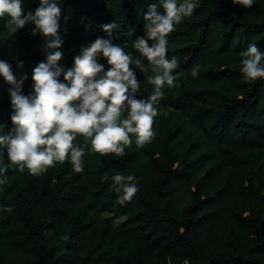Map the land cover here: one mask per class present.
Returning a JSON list of instances; mask_svg holds the SVG:
<instances>
[{
	"label": "trees",
	"instance_id": "16d2710c",
	"mask_svg": "<svg viewBox=\"0 0 264 264\" xmlns=\"http://www.w3.org/2000/svg\"><path fill=\"white\" fill-rule=\"evenodd\" d=\"M22 2L25 13L39 6V0ZM58 2L65 69L82 45L107 38L102 25L113 21L119 25L113 42L135 60L132 45L144 35L143 16L150 3L160 4ZM195 3L193 15L168 37V57L180 58L173 73L179 87L165 88L160 103L173 111L155 117L150 143L138 149L132 136L123 156L89 155L90 143L78 136L84 172L66 161L37 177L8 166L0 146V167H8L10 178L0 190V208H13L0 212V264H264V79L246 83L240 75V53L249 44L264 51V0L252 8L231 0ZM7 20L0 18V59L17 77L27 73L28 95L32 69L45 58L43 38L32 36L31 24L13 34ZM99 62L106 71V60ZM135 71L137 99H144L152 86ZM8 88L0 78V135L11 127ZM116 173L138 182L139 192L123 206L115 203L112 182L103 180ZM115 213L125 222L104 216Z\"/></svg>",
	"mask_w": 264,
	"mask_h": 264
},
{
	"label": "clouds",
	"instance_id": "9594fccd",
	"mask_svg": "<svg viewBox=\"0 0 264 264\" xmlns=\"http://www.w3.org/2000/svg\"><path fill=\"white\" fill-rule=\"evenodd\" d=\"M231 4L252 8L254 0H231ZM195 8V0L150 3L143 16L144 35L137 37L132 45L139 54L135 60L113 42V33L119 28L117 21L102 25L107 38L98 36L82 45L79 54L73 57L72 66L65 69L60 63L64 56L61 2L39 0L34 13L31 10L25 13L22 0H0V18L8 17L6 23L11 33L33 25L31 34L43 38L40 52L45 57L32 69V92L28 95L23 92L27 73L17 77L12 65L0 59V78L9 85L11 105V127L0 135L8 166L20 173L27 169L31 176L37 177L55 164L68 161L73 171L80 174L84 172L85 147L74 143L78 136L83 138L85 146L90 143L89 155L123 156L132 144V136L138 149L150 143L155 136V117L173 111L160 103L165 88L179 87L173 73L180 58L168 57V37L175 26L193 15ZM115 39H119L118 34ZM240 57L244 82L264 79V51L256 44H249ZM101 58L107 62L106 71L99 62ZM17 68L23 70L24 61L17 60ZM135 69L152 86L151 94L144 99H137L140 81ZM198 71V66L194 67L191 75L196 77ZM0 130H4L3 124ZM7 171V166L0 167V190L10 182ZM103 180L112 182L118 194L115 203L121 206L131 202L139 192L132 175L105 174ZM12 211L11 205L0 208V212Z\"/></svg>",
	"mask_w": 264,
	"mask_h": 264
},
{
	"label": "rangeland",
	"instance_id": "374dc122",
	"mask_svg": "<svg viewBox=\"0 0 264 264\" xmlns=\"http://www.w3.org/2000/svg\"><path fill=\"white\" fill-rule=\"evenodd\" d=\"M195 2H199V0H195ZM140 5H142V1H141ZM104 216L106 218H109L116 225H120V224L125 222V217L123 215H121L120 213L105 214Z\"/></svg>",
	"mask_w": 264,
	"mask_h": 264
}]
</instances>
